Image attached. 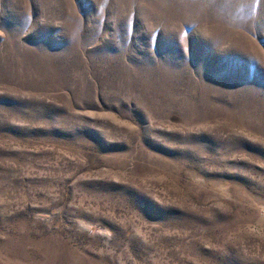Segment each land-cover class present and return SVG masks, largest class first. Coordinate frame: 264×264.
<instances>
[{"label": "rangeland", "instance_id": "1", "mask_svg": "<svg viewBox=\"0 0 264 264\" xmlns=\"http://www.w3.org/2000/svg\"><path fill=\"white\" fill-rule=\"evenodd\" d=\"M0 264H264V0H0Z\"/></svg>", "mask_w": 264, "mask_h": 264}]
</instances>
